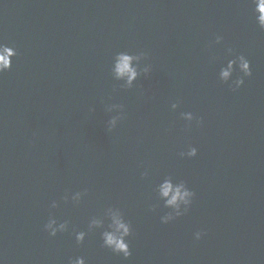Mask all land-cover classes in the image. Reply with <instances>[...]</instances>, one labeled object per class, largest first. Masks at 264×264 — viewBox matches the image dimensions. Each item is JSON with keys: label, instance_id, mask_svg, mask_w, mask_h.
I'll list each match as a JSON object with an SVG mask.
<instances>
[{"label": "water", "instance_id": "95a60500", "mask_svg": "<svg viewBox=\"0 0 264 264\" xmlns=\"http://www.w3.org/2000/svg\"><path fill=\"white\" fill-rule=\"evenodd\" d=\"M254 6L0 0V43L17 52L0 73V264H264V29ZM121 52L136 57L130 84L114 71ZM238 55L251 74L234 64L221 80ZM166 178L194 196L162 223ZM109 209L131 226L127 258L102 246ZM49 217L66 230L50 236ZM92 218L101 225L90 229ZM76 231L86 233L79 244Z\"/></svg>", "mask_w": 264, "mask_h": 264}, {"label": "clouds", "instance_id": "9594fccd", "mask_svg": "<svg viewBox=\"0 0 264 264\" xmlns=\"http://www.w3.org/2000/svg\"><path fill=\"white\" fill-rule=\"evenodd\" d=\"M253 13L255 15V20L261 29H264V0H255V6L253 8ZM222 38L220 36L216 37V41L219 42ZM17 52L13 46L5 43H0V73L8 70L12 66V57L16 56ZM136 57L129 55L127 53L121 52L116 55L114 71L117 77L126 78L127 82L130 84L132 80L136 77L137 71L135 66L132 65L131 61ZM236 64L239 71L243 73L244 76L251 74L249 61L244 55H238L234 60H229L227 67H222L220 69V79L227 81L230 74L233 71V65ZM148 69L145 68V72ZM243 84V78L238 77L234 81L233 88H239ZM231 87V86H230ZM173 108L176 107L175 104L172 105ZM185 119L191 120L192 113L184 112L181 114ZM199 122V118L197 119ZM197 149L195 147H189L185 155L192 157L195 156ZM158 192L162 198H164L165 207H169L172 211L166 213L160 217L162 223H167L173 220L175 217L183 215L187 211V206L191 203L194 196V192L189 190L183 181L173 184L170 179L163 180L158 185ZM79 194H77L78 196ZM56 202L52 201L51 207H55ZM183 206V207H182ZM101 221L92 218L89 221V228L96 226L99 227ZM67 228V221L57 222L55 218L49 217L47 222L44 224V229L48 232L50 236H55L57 232H63ZM131 232V226L128 221H126L119 210L109 209V223L107 228H105L101 233L102 246L111 249L112 252L122 254L123 257L127 258L130 256L129 244L126 241V237L129 236ZM86 233L84 231L75 232V240L79 244L85 238ZM196 239H199L201 232L197 231L194 233ZM68 264H85V259L82 256H76L74 259L69 258Z\"/></svg>", "mask_w": 264, "mask_h": 264}]
</instances>
